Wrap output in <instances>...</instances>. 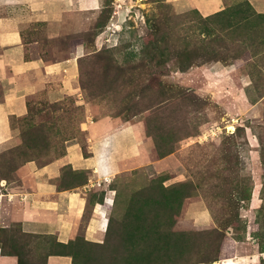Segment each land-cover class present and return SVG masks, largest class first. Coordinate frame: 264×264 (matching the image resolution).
Here are the masks:
<instances>
[{"label":"rangeland","instance_id":"374dc122","mask_svg":"<svg viewBox=\"0 0 264 264\" xmlns=\"http://www.w3.org/2000/svg\"><path fill=\"white\" fill-rule=\"evenodd\" d=\"M92 7L58 35L52 24L27 27V49L44 61L79 55L75 91L52 101L41 88L11 119L13 148L28 146L0 155V192L26 183V162L61 158L72 143L87 154L92 121L133 126L140 154L92 194L112 190L99 240L79 230L62 247L11 226L9 250L47 243L78 264H264V13L248 0L208 16L167 0ZM63 171L73 183L87 178ZM217 241L219 259L205 262Z\"/></svg>","mask_w":264,"mask_h":264},{"label":"crops","instance_id":"0c3cea01","mask_svg":"<svg viewBox=\"0 0 264 264\" xmlns=\"http://www.w3.org/2000/svg\"><path fill=\"white\" fill-rule=\"evenodd\" d=\"M167 1L178 11L196 9L208 16L224 9L227 0ZM248 2L257 12L264 13V0ZM95 4L96 0H0V154L18 144L10 118L27 112L29 97L46 88L48 97L56 101L75 91L79 55L74 59L44 61L27 49V27L34 23L52 24L48 28L58 35L77 24L74 13L81 12L83 5L85 11H90ZM68 17L71 22H67ZM81 51L82 46L76 45L74 55ZM57 80L59 83H54ZM87 139L91 149L88 156L83 155L77 143L69 144L61 158L41 166L27 162L26 183L19 189L5 188L0 192V237L11 226L25 236L52 237L63 245H68L79 230L87 241L104 236L108 206L113 203L112 190L107 188L101 197L92 194L117 173L121 161L140 154L142 140L133 126L112 129L100 121L91 122ZM67 168L85 174L86 180H67L63 175ZM45 245H19L10 251L5 243V250L0 247V264H19V260L22 264H74L68 253L50 252Z\"/></svg>","mask_w":264,"mask_h":264},{"label":"trees","instance_id":"16d2710c","mask_svg":"<svg viewBox=\"0 0 264 264\" xmlns=\"http://www.w3.org/2000/svg\"><path fill=\"white\" fill-rule=\"evenodd\" d=\"M13 117H11L10 119H12ZM10 123H11V120H10ZM12 126V125H11ZM25 145V146H24ZM21 146H24V147H26V146H28V145H26V141L23 139L22 140V144H21ZM21 146H19V147H16V148H13V149H15V151H19V153L21 152V149L23 148V147H21ZM12 148L11 149H8V150H6V151H4L5 153L6 152H8L9 150H13ZM3 152V153H4ZM82 152H83V155L84 156H88V154H89V152L87 151V154L82 150ZM3 153H1V154H3ZM0 154V155H1ZM21 154L23 155L24 153H23V151L21 152ZM53 161V160H52ZM51 162V161H50ZM27 163V162H26ZM48 163V162H47ZM44 164H46V163H44ZM41 165H43V164H39V166H41ZM7 184V183H6ZM107 227H108V225H107ZM4 231V229H1V232H3ZM29 236V235H28ZM36 238H39V237H36ZM43 239V238H42ZM56 242V241H55ZM58 244V243H57ZM221 241H217L216 243H215V245H214V249H213V252H210L208 255H206V259H205V262H208V263H210V262H212V261H216V260H218L219 259V256H218V254H219V252H220V248H221ZM58 245H61L62 247L63 246H66V245H63V244H58ZM0 247H1V249L2 250H5L4 248H5V240H4V237H3V234L1 235V237H0ZM50 252H61V253H67V252H65V251H61V250H50ZM69 255H71L70 253H68ZM72 256V255H71ZM72 259H73V262H74V264H78V263H76V261L74 260V258H73V256H72ZM19 264H22L21 262H20V260H19ZM176 264H187V263H180V262H177Z\"/></svg>","mask_w":264,"mask_h":264},{"label":"bare ground","instance_id":"6f19581e","mask_svg":"<svg viewBox=\"0 0 264 264\" xmlns=\"http://www.w3.org/2000/svg\"><path fill=\"white\" fill-rule=\"evenodd\" d=\"M228 130H229V131H232V130H233V126H232V125H228ZM232 262H233V260H231V259L223 260V263H224V264H225V263H227V264H233ZM214 264H218V263H217V262H214Z\"/></svg>","mask_w":264,"mask_h":264}]
</instances>
